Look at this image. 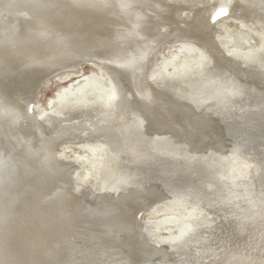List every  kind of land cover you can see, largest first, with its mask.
Masks as SVG:
<instances>
[{
	"label": "bare ground",
	"instance_id": "bare-ground-1",
	"mask_svg": "<svg viewBox=\"0 0 264 264\" xmlns=\"http://www.w3.org/2000/svg\"><path fill=\"white\" fill-rule=\"evenodd\" d=\"M222 20L264 33V0H0V264H264V43L223 53ZM181 43L198 67L148 79ZM87 62L104 75L71 93L102 82L87 125L61 123L67 98L37 117L40 89ZM68 144L89 151L96 190L74 184L78 155L57 157ZM158 204L201 214L156 239L141 216Z\"/></svg>",
	"mask_w": 264,
	"mask_h": 264
},
{
	"label": "rangeland",
	"instance_id": "rangeland-1",
	"mask_svg": "<svg viewBox=\"0 0 264 264\" xmlns=\"http://www.w3.org/2000/svg\"><path fill=\"white\" fill-rule=\"evenodd\" d=\"M215 28L216 30H218V32L215 33L214 36L215 41L217 44H219V46L221 45L220 46L221 50L223 51V53H226L227 55L238 51L239 52L244 51L248 53V51H253V50L261 51L263 49L264 42L262 41V39L264 38V33L262 31H256L255 33L254 32L250 33L246 30H243L242 27L239 26L238 24L233 23L232 21H224V20L220 22L218 21V23L215 25ZM221 35L222 36L226 35L229 39L227 41L223 40L221 38L222 37ZM217 37H220V39ZM198 54H199V48L193 44L190 43L176 44L174 45V47L171 48L168 55H166L161 60V62H159V64L157 63L154 66V69L150 73L148 79L154 81L158 76H162V75L168 76L170 75L172 70H177L179 67L182 68V66L185 63L187 64L188 67L190 66H192L193 68L198 67L197 65H199L198 64L199 62H196V60L197 61L199 60L197 57ZM92 74H95L97 76V79L104 78L102 71H100L92 62L85 63L81 68L80 74L77 76L67 77L62 80H60L59 78H51V80L48 82L46 87L40 89L35 99V102L32 105L33 107H35L37 117L44 118L47 115H58L59 109L61 111L64 110V108L60 106L62 101H64V99L67 98L69 102L67 103L68 104L67 106L68 108L75 110V114L70 119H66V118L62 119L61 123L66 125L69 124L70 121H73L76 124L87 125L85 124L84 120L86 118L85 116L88 105L91 104L95 98H97L96 96H98L99 91L103 89V87H100L102 86L101 84L102 82L100 83V85H98L99 83H96V85L93 88L91 87L90 91L88 90L85 91L83 93L84 95L78 98H72L71 93L75 90L76 85H79L83 81L89 80ZM93 91L97 92V94L94 93ZM92 92L94 93L93 95H91ZM99 99L101 100V98ZM60 113L62 114V112ZM56 155L58 158L63 160H68V159L74 160V158L78 155L76 162L77 160L78 162L79 161L80 162L79 163L77 162L78 166L75 165L77 169L74 173L75 174L74 179L76 180V181L74 180V184L75 185L80 184L86 178L87 174H90L92 175L91 188L96 190V188L98 187L97 179L98 177L102 176V173H98L96 171L94 164L95 161L91 160L92 159L91 155L87 149L76 145L68 144L58 147L56 149ZM80 158L83 161H81ZM230 165H231L230 171L249 166L248 164L244 163L239 157H232L229 161V166ZM155 208L156 209L152 213L150 212L143 213L141 219L143 218V221L144 220L149 221L151 218L150 221L154 219L160 221L159 227H157L156 231H154L153 234V236L156 239H161V238L174 239L176 237L181 238L182 234H184L185 232V225L189 222L195 221V220H191V221L187 220L186 217L190 214H193L197 218L199 214H201L199 210H196L190 204L185 206L184 208L181 207L176 209H169L166 206H164V204L163 205L158 204ZM204 212L205 211L202 212L203 216H205L206 219L210 218V215L206 214L207 212L205 213ZM173 215L176 218V220H171V221L168 220L162 222L163 218ZM184 218L186 221H183ZM176 221L179 223H177ZM203 223H204L203 220H199L198 222H196L195 225H201ZM203 230L205 232L204 228ZM206 235H208V233H204V236ZM187 240H188L187 237L184 236L182 237V240L179 241L180 243L181 241H183L182 243H184ZM213 243H214L212 244L213 249L214 248L217 249L219 245L217 244L215 246V244L218 242L214 240ZM191 249L194 251L195 248H191Z\"/></svg>",
	"mask_w": 264,
	"mask_h": 264
},
{
	"label": "snow or ice",
	"instance_id": "snow-or-ice-1",
	"mask_svg": "<svg viewBox=\"0 0 264 264\" xmlns=\"http://www.w3.org/2000/svg\"><path fill=\"white\" fill-rule=\"evenodd\" d=\"M224 14V9L222 8L221 10H220V15H223Z\"/></svg>",
	"mask_w": 264,
	"mask_h": 264
}]
</instances>
